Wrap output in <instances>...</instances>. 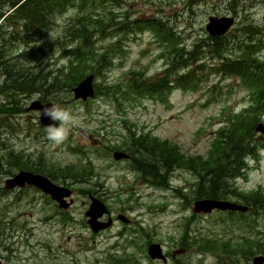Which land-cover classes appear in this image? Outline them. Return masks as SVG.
I'll list each match as a JSON object with an SVG mask.
<instances>
[{
    "label": "rangeland",
    "instance_id": "rangeland-1",
    "mask_svg": "<svg viewBox=\"0 0 264 264\" xmlns=\"http://www.w3.org/2000/svg\"><path fill=\"white\" fill-rule=\"evenodd\" d=\"M92 1L79 0L82 7L74 6L57 15L43 35L32 34L35 43H50L47 55L36 53L33 61H22L34 74L43 79L69 65L72 56L64 54L63 47L77 44L79 40L72 41L71 34L83 23L87 38L93 41L89 50L97 53L96 57L107 51L110 57L107 66L94 65V85L100 91L105 86L124 87L130 71H142L152 78L169 62L167 46L150 30L124 38L115 26L122 18L130 21L160 15L176 26L187 50L199 46L188 67L191 87L175 85L166 101L147 97L125 100L119 95L123 100L117 102L102 93L85 101L74 99L72 91L63 86L46 102L79 115L81 125L74 126L61 145L47 139L39 112L27 109L35 96L42 98L41 92L0 93V109L7 110L0 113V259L4 264H251L252 256L264 255V210L256 209L245 216L223 211L195 215L192 204L197 175L175 169L167 188L156 187L148 183L149 176L132 167V152L128 160L120 161L112 158V152L127 151L130 140L151 134L177 145L186 156L206 157L218 130L251 103L250 89L241 79L222 75L216 68L228 53L238 59L244 43L264 61V0ZM228 15L235 17L236 23L220 41L226 49L221 56L210 54L205 45L208 18ZM57 19L63 23L57 24ZM251 30L259 33H247ZM24 47L22 40L14 41L9 53L16 55ZM3 80L0 75V84ZM260 122L264 125L262 115ZM253 136L264 138V133ZM142 151L135 154L137 159ZM9 152L43 166L48 164L53 181L73 190V203L64 211L67 218L38 189H2L3 180L18 170L6 161ZM246 163L244 176L230 184L226 199L237 202V192L264 188V151ZM89 165L92 171L62 181V175H74L79 167ZM89 193L105 203L113 220L110 227L97 233L90 230L84 216ZM117 214H124L131 222L118 220ZM248 239L262 243L258 252L253 248L249 256L232 250L239 244L248 247ZM151 242L159 243L169 254L181 246L186 252L174 260L168 256L166 263L152 260L147 255ZM200 244H207L209 249H199Z\"/></svg>",
    "mask_w": 264,
    "mask_h": 264
},
{
    "label": "trees",
    "instance_id": "trees-1",
    "mask_svg": "<svg viewBox=\"0 0 264 264\" xmlns=\"http://www.w3.org/2000/svg\"><path fill=\"white\" fill-rule=\"evenodd\" d=\"M78 1L0 0V75L4 76V80L0 84V93H13V91L41 92V100L50 101L54 99V93L61 91L63 86L70 91L87 74L95 73L96 69L94 67L96 66L94 65L102 67L110 63L107 51L96 57L95 54L97 53H94L91 49L89 50V46L91 47L93 41L87 38L88 29L85 28L83 23H79L71 34L72 41L79 40L77 44L71 48L63 47L64 53H70L73 58L67 67L57 69L56 74L55 72L49 73L42 76L43 79H41L22 62L33 61L36 53L48 54L50 43L48 41L35 43L32 34L40 33L43 35L54 24L57 15L63 14L70 7H82ZM94 1L96 0L92 2ZM97 1L105 2V0ZM117 24L119 31L124 33L145 28L153 31L160 41L163 40L167 44L169 64L160 74L152 78L146 76L142 71H130L124 87L119 85L105 86L100 91L97 86L95 88L96 96L102 93L117 102L123 100V98L126 100L145 97L166 101L168 94L175 85L191 87L190 84L193 80H190L189 71L191 70H188V67L189 63L195 59V49L192 51L181 49L177 34L165 20L162 18L152 20L136 19L135 21H124ZM6 37H9V39H6ZM220 38H208L211 41L207 43L210 54L215 53L221 56L225 44L219 41ZM21 40L25 47L16 55L10 54L9 45L11 48L14 41ZM30 43L33 44L30 46ZM241 52L242 55L238 59H233L227 55L223 56L216 69L222 75L240 78L242 83L250 89L251 103L239 114L231 117L228 123L218 130L217 137L212 142L206 157L198 155L185 156L180 152L177 145L168 140L151 136V134H142L133 138V142L130 140L126 145L127 150L134 154L132 167L142 172L144 176H149V184L167 188L172 172L175 169H186L197 175L198 178L194 190V199L226 198L229 188H232L230 184H235V178L244 174L246 168L245 158L256 157L261 149L264 150V140H262L264 138L253 136L254 128L261 120V115L264 117V61L253 57L249 45H246L244 49L242 48ZM171 54L173 55L172 58H170ZM186 70L187 72H185ZM119 95H122L123 98ZM6 111V109H0V113ZM135 134L133 132L132 136H135ZM150 146H154L155 149H146ZM142 148L144 151H142ZM146 150L152 156H149ZM138 151H142L141 158L138 157L139 159L135 156ZM5 159L8 164L12 163L17 169L31 170L44 174L52 180L54 179L48 164L43 166L42 163L28 161L15 152H9ZM133 161L137 162L134 163ZM79 168L74 175H62V181L65 182L68 177L77 179L76 176H83L85 173L92 171V165ZM57 171L61 170L58 169ZM238 194L244 203L251 205L252 210H264V192L259 190L247 193L239 192ZM250 197L254 198L255 201H251ZM245 242H248V247L239 244L236 249L232 250L236 253L241 251L252 256L251 251L253 248H257L255 252H258L259 246L262 245L256 239H248ZM200 248L209 249L207 244L204 246L200 244Z\"/></svg>",
    "mask_w": 264,
    "mask_h": 264
},
{
    "label": "water",
    "instance_id": "water-1",
    "mask_svg": "<svg viewBox=\"0 0 264 264\" xmlns=\"http://www.w3.org/2000/svg\"><path fill=\"white\" fill-rule=\"evenodd\" d=\"M234 24V19L232 17H209L208 23L205 27L206 31L212 36H220L227 32ZM264 35V31H263ZM93 75H89L79 82L73 89V96L75 99L86 100L89 97L94 95L93 88ZM51 106V102L41 103L39 100L33 101L28 109H35L39 112L41 111V116L39 115V121L42 126H48L50 124L56 123L52 121L48 116L43 115L42 109L45 105ZM256 131L264 132V126L260 123L257 125ZM114 160L119 161L123 158H128L129 155L125 152L114 151L112 154ZM26 186L36 187L41 190L43 193L49 195L59 207L64 209L68 208L73 202L71 198L72 190L61 185L53 183L47 176L33 173L31 171L20 170L14 176L7 178L4 181L5 189H13L15 187L24 188ZM67 198H70L67 201ZM90 204L88 209L85 212V216L88 217L87 224L90 229L96 233L100 230H103L109 227L112 223L111 218H108L106 222L99 220L104 214L107 213V208L103 202L98 198L94 197L92 194H89ZM246 206L233 203L227 200L205 198L198 199L193 202L192 211L195 214H208L213 210L221 211H245ZM118 219L127 223L129 220L126 216L120 214ZM185 253L184 248L176 249L172 252V257L177 255H182ZM147 254L151 259H160L166 261V256L163 253V249L159 243H150L147 247ZM0 264H3L0 260ZM252 264H264L263 256H255L252 258Z\"/></svg>",
    "mask_w": 264,
    "mask_h": 264
},
{
    "label": "clouds",
    "instance_id": "clouds-1",
    "mask_svg": "<svg viewBox=\"0 0 264 264\" xmlns=\"http://www.w3.org/2000/svg\"><path fill=\"white\" fill-rule=\"evenodd\" d=\"M66 19V17H65ZM57 24H62L63 19H57ZM52 37L53 34L50 33ZM111 83V81H109ZM34 100H38L39 96H35ZM42 113L48 116L52 121L56 122L46 127V137L49 141L55 145H61L67 139L71 129L74 126L81 125V117L74 114L72 111L59 107L57 104L51 102V106L45 105L42 109ZM41 116V111L39 112Z\"/></svg>",
    "mask_w": 264,
    "mask_h": 264
},
{
    "label": "flooded vegetation",
    "instance_id": "flooded-vegetation-1",
    "mask_svg": "<svg viewBox=\"0 0 264 264\" xmlns=\"http://www.w3.org/2000/svg\"><path fill=\"white\" fill-rule=\"evenodd\" d=\"M27 188H30V187H27ZM27 188H24V190L27 189ZM13 190H23V189H13ZM13 190H10V191H13ZM250 200L253 201V202L255 201V199L251 198V197H250ZM245 205H247V204H245ZM247 206H249V205H247ZM250 212H252V211H250Z\"/></svg>",
    "mask_w": 264,
    "mask_h": 264
}]
</instances>
